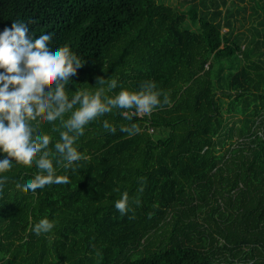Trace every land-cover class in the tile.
I'll list each match as a JSON object with an SVG mask.
<instances>
[{"label": "trees", "instance_id": "trees-1", "mask_svg": "<svg viewBox=\"0 0 264 264\" xmlns=\"http://www.w3.org/2000/svg\"><path fill=\"white\" fill-rule=\"evenodd\" d=\"M227 3L0 0V30L17 19L30 33L52 27L85 62L69 92L100 76L117 79L109 94L151 80L171 101L89 122L76 142L88 158L58 169L67 184L30 192L17 178L34 162L14 161L0 193V264H264V34L240 40ZM131 122L138 133L119 130ZM117 188L129 195L123 215ZM45 216L54 227L36 235Z\"/></svg>", "mask_w": 264, "mask_h": 264}, {"label": "clouds", "instance_id": "clouds-1", "mask_svg": "<svg viewBox=\"0 0 264 264\" xmlns=\"http://www.w3.org/2000/svg\"><path fill=\"white\" fill-rule=\"evenodd\" d=\"M53 34L54 29L47 26L30 33L28 23L20 19L0 30V193L10 175L6 169L16 160L36 166L31 177L17 178V184L30 192L49 184H67L68 175L58 174V169L75 171L78 165L74 162L88 158L76 142L89 122L114 110H124L119 114L131 121L133 115H150L171 103L169 93L151 80L141 82L138 89L120 86L109 94L118 81L100 76L95 82L98 86L69 92L66 86L85 62L67 44L55 43ZM45 122L50 131L43 129ZM100 124L110 133L116 131L107 118ZM119 130L131 136L140 127L131 122L121 124ZM52 133H58L59 138L53 140ZM113 191L119 192L114 208L121 215L129 212L127 190ZM54 224L53 219L41 217L31 230L36 235L48 233Z\"/></svg>", "mask_w": 264, "mask_h": 264}, {"label": "rangeland", "instance_id": "rangeland-1", "mask_svg": "<svg viewBox=\"0 0 264 264\" xmlns=\"http://www.w3.org/2000/svg\"><path fill=\"white\" fill-rule=\"evenodd\" d=\"M226 1H228L227 6H223L222 11L225 13L228 10L229 15H234L232 19L233 25L236 24L234 31L243 35L239 36V39L242 40L245 35L253 36L254 31H256L255 17L257 18L259 15L264 17V0H213V4L216 6L218 3H226Z\"/></svg>", "mask_w": 264, "mask_h": 264}, {"label": "crops", "instance_id": "crops-1", "mask_svg": "<svg viewBox=\"0 0 264 264\" xmlns=\"http://www.w3.org/2000/svg\"><path fill=\"white\" fill-rule=\"evenodd\" d=\"M261 19H264L263 15H259L257 18L255 17V28H256V31H254L253 35H256L257 38H259L262 33L264 34V26L260 25L261 24ZM260 57H261V55H260ZM261 61L264 63V56L261 58Z\"/></svg>", "mask_w": 264, "mask_h": 264}]
</instances>
